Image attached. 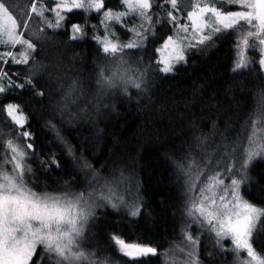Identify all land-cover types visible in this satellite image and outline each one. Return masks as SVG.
<instances>
[{
    "label": "trees",
    "instance_id": "trees-1",
    "mask_svg": "<svg viewBox=\"0 0 264 264\" xmlns=\"http://www.w3.org/2000/svg\"><path fill=\"white\" fill-rule=\"evenodd\" d=\"M116 1L105 3L113 11L122 10V5H114ZM152 15L154 21L163 20L166 13L154 4ZM71 24L82 27L79 39H71ZM162 27H167L162 37L170 34V24L155 25L156 31ZM38 32L39 37L26 35L36 45L35 59L28 65H9L10 71L21 70V79L31 75L35 90L45 93L34 96L31 87L17 91L34 146L26 159L31 168L28 187L38 193L92 192L93 170L104 179L122 172L125 179L119 186H132L140 207V214L132 216L129 209L95 203L81 241L91 264H189L185 231L199 237V264H234V253L224 250L230 249L228 240L217 243L213 233L187 215L184 176L177 164L190 152L202 154L196 146L198 137L205 140L214 161L224 157L225 146L244 142L250 132L246 122L264 106V72L255 60L232 71L235 33L230 29L215 35L200 54L190 55L187 64L171 74L160 73L146 91L123 92L101 83L103 54L97 40L102 33L101 14L73 11L65 14L59 27L31 31ZM151 41L152 49L162 42L160 36ZM70 86L75 88L71 96L75 103L65 100ZM7 98H12L11 92ZM61 109L72 113V118L62 115ZM10 123L0 116L6 139L11 136ZM53 158L59 167L50 164ZM85 161L90 168L81 167ZM242 181V197L264 208V158L252 160ZM262 225L264 217L251 242L264 254ZM113 234L126 243L154 247L157 255L139 260L124 257L111 240Z\"/></svg>",
    "mask_w": 264,
    "mask_h": 264
},
{
    "label": "snow or ice",
    "instance_id": "snow-or-ice-1",
    "mask_svg": "<svg viewBox=\"0 0 264 264\" xmlns=\"http://www.w3.org/2000/svg\"><path fill=\"white\" fill-rule=\"evenodd\" d=\"M179 2L180 0H120L123 10L113 11L106 6L105 0H54L50 6L44 5L42 0H27L26 5L19 6L24 10L19 11L18 7H14V0H0V97H5L0 100V116H5L11 122V136L7 139L0 129V264H79L83 261L91 264L88 254L81 249V241L89 219L94 216L93 208L97 206L95 192L106 189V194L100 198L115 210H119L123 203V197L115 195L116 187L125 179L122 172L119 177L104 179L93 170L92 179L96 184L89 182L93 191L85 190L80 193H38L29 188L24 179L25 173L31 172L25 158L29 151H34V146L30 142L32 133L26 127L27 116L24 114V105L18 101L17 91L24 92L31 87L34 89V96L43 97L45 93L35 90L36 85L31 75L21 79V70L10 71L9 65H28L30 59H35L32 53L36 51V45L25 37V31L34 22L33 16L43 18L49 28L54 25L47 22L46 12L55 13V27H59L65 19L62 13L73 11L101 14L106 31L110 21L121 23L134 33L136 39L119 44L109 38L113 35L110 31L103 39L98 37V43L107 55L141 47L149 34H156L155 25L170 24L177 30V36L161 37V46L156 49L160 56L158 59L154 57V63L158 65L155 71L165 74L172 72L176 63L185 60L186 47L203 44L211 39L213 33L234 29L243 22L248 28L239 29L242 36L232 71L248 66L245 49L250 46V39L258 40L262 46L259 64L264 68V0H209L203 3L196 0L183 17L178 8ZM154 4L157 9L166 13L163 20H153ZM129 15L137 17L139 23L132 27L124 24L123 19ZM182 18L188 23H181ZM69 29L73 40L79 39L83 33L79 24H71ZM180 33L184 35L181 37ZM113 81L114 77L105 79L101 73L102 84L111 87L114 86ZM133 84L140 87L138 82L133 81ZM74 90V86H70L65 97L68 103H75L71 98ZM10 92L12 98H7ZM61 114L67 115L69 120L72 118V113L66 112V109H61ZM49 124L56 127L52 121ZM246 125L250 129V134L244 137L248 141L247 147H243L241 141L231 147L225 146V156L214 161L212 154L204 147L205 140L198 137L196 146L201 149L202 154L190 152L183 163L177 164V168L185 179L187 215L192 221L207 232L214 233L217 243L226 238L231 239L233 251L237 254L241 250L246 251L250 259L241 264H264V259L254 251L251 243V236L264 217V208L253 205L241 196L240 185L243 178L231 179L230 183L225 184V179L233 175L232 166L224 162L226 158H233V154L239 152L238 171L242 173H246L253 159L258 156L264 158V106L249 118ZM68 151L72 154L71 146ZM222 163V168L216 166ZM50 164L60 166L54 158L50 160ZM81 167L90 168L91 165L85 161ZM124 206L131 208L130 215L140 214L137 202ZM111 240L118 246L119 252L131 260L157 255L156 248L126 243L115 234L111 236ZM184 240L190 246L189 264H199V237L185 231ZM184 250L183 247L180 248L181 252Z\"/></svg>",
    "mask_w": 264,
    "mask_h": 264
},
{
    "label": "rangeland",
    "instance_id": "rangeland-1",
    "mask_svg": "<svg viewBox=\"0 0 264 264\" xmlns=\"http://www.w3.org/2000/svg\"><path fill=\"white\" fill-rule=\"evenodd\" d=\"M42 2L44 5L50 6L54 3V0H42ZM195 2H196V0H180V2L178 3V8L181 9L180 14L182 17L186 11L191 9V4L195 3ZM201 2L202 3L203 2H209V0H201ZM26 4H27V0H14V7H18L19 11L24 10L23 7H19V6L26 5ZM114 5L118 6V5H122V4L120 3V0H117L114 3ZM38 6H39V4H38ZM225 7H235V6L234 5H225ZM66 13L67 12L62 13V15L65 16ZM91 13H95V12H91ZM45 17L47 18V22H51V23H53V25H55V20H56L55 13L46 12ZM32 19L34 22L30 25V29L25 31V37H26V35H29V34H33L34 36L36 35V37H39V32L38 33H31V31H33V30L36 32L39 30L41 31L43 29V26H47V23L45 22V20L43 18L33 16ZM159 19H161V17H159ZM103 20H104V18L101 15L102 33L100 34L99 39H103L104 36H108L109 31L113 33V35L110 36L109 38L112 39L113 42H117L119 44H126V43L132 42L134 39H136L133 32L128 31L126 27L122 26L121 23H118L116 21H110L108 24V30L106 31ZM123 23L126 24L128 27H132L134 24H138L139 21H138L137 17H135L133 15H129L123 19ZM181 23H188V21L186 19L182 18ZM241 28H244L246 30L248 28V26L243 24V22H242L236 28L231 29L236 35L235 36L236 59H237V55H238V44H239V41H240L241 36H242L241 31H239V29H241ZM190 31H191V29H190ZM223 32L224 31H221L219 33H213L211 36V39L215 35L223 33ZM166 33H167V27H162L159 29V31H156L155 35L149 34L148 38L142 42L141 47H137V48H133V49H125L123 53H117L116 55L105 54L102 50V45L100 44L101 51L103 54V60L101 61V64L99 66L101 68V73H103V77L105 79L114 77V81H113L114 86H111V87L117 88L123 92H127L130 89H137L139 91L140 90L146 91L147 88H149L157 80L158 75L160 73H162V72L155 71V69L158 67V65L154 63V58H152L154 55H155L154 57L156 59L159 58L160 53L158 51H156V49H158L161 46L162 42H160L155 48L152 49L151 48V43H152L151 39L154 38L155 36L162 37ZM179 35L182 37L184 34L180 33ZM166 36L176 37L177 36V30L172 27L170 34H168ZM211 39L206 40L203 44H197L194 47H186L184 49L185 60L176 63L174 70L177 67L186 65L187 64V58L190 55L200 54L204 49H206V46L208 45V43L210 42ZM249 44H250V46L247 49H245V56H246V59L248 61V65L255 60V62L259 65L261 70L264 72V68H262L259 64V59L261 58L260 48L262 46L259 45L258 40L254 41L253 39L249 40ZM252 45H254V46H252ZM17 47L19 48L20 46H17ZM150 59L153 61H150ZM174 70L170 73H167V74L173 73ZM163 74H165V73H163ZM133 81L140 83V87L139 88L135 87L133 84ZM105 85L107 87H109L107 84H105ZM249 134H250V132L248 133V135ZM21 140H22V138H21ZM247 144H248V141L245 139L244 142L242 143V146L247 147ZM239 156H240V153L235 152L233 154V158H226L225 159L224 162L226 164L232 166V172H233L232 176L225 179V184L230 183L231 179H242L245 176V173L238 171V168H239L238 158H239ZM26 159H27V157L25 158V163L28 165V163L26 162ZM216 166L222 168L224 166V164L222 163V164L216 165ZM6 167H10V166H6ZM248 168H249V166H248ZM248 168L246 169V173H248ZM27 174H28V172L25 173L24 179H25L26 183L28 184ZM183 183L185 185V179H184ZM240 187H241V185H240ZM106 192H107L106 189H101L100 191L95 192V194H94L96 197L95 203L98 201H102V202L106 203L104 199L100 198L103 194H106ZM185 193H186V187H185ZM240 194H241V192H240ZM115 195H120L123 197V203L121 204L120 208L131 210L130 207H125L124 205L130 206L135 201L136 197H135L134 188L132 186H130L129 184H123L121 186L116 187ZM185 199H187L186 204H185L186 211H187V208H188V196H187V194L185 195ZM214 236H215V234H214ZM252 236H253V234H252ZM252 236H251V238H252ZM226 240H228L227 242L229 244L230 249L227 248L224 250L229 252V253H230V251H232V253H234V257L236 258V260L235 259L233 260L234 264H241L242 261H246V260L250 259L247 256L246 251L241 250L238 254L235 251H233L234 245H233L231 239H227V238L223 239L220 241V244H222ZM253 249H254V247H253ZM254 251H256V250L254 249ZM256 253L262 259H264V254H261L257 251H256Z\"/></svg>",
    "mask_w": 264,
    "mask_h": 264
}]
</instances>
